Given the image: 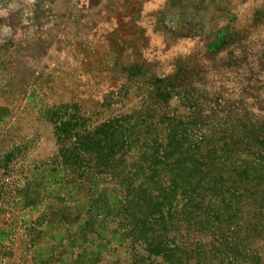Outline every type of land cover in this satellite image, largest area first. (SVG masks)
I'll use <instances>...</instances> for the list:
<instances>
[{
	"label": "rangeland",
	"instance_id": "1",
	"mask_svg": "<svg viewBox=\"0 0 264 264\" xmlns=\"http://www.w3.org/2000/svg\"><path fill=\"white\" fill-rule=\"evenodd\" d=\"M250 119L264 0H0V264H264V209L195 227L221 187L196 162L263 186Z\"/></svg>",
	"mask_w": 264,
	"mask_h": 264
},
{
	"label": "trees",
	"instance_id": "2",
	"mask_svg": "<svg viewBox=\"0 0 264 264\" xmlns=\"http://www.w3.org/2000/svg\"><path fill=\"white\" fill-rule=\"evenodd\" d=\"M167 82V81H166ZM169 83V82H168ZM172 85V84H169ZM247 124L243 122L242 127L254 129L257 126H261L260 128L264 129V120H247ZM264 135V132H262ZM251 134V133H250ZM109 137V136H108ZM107 138V137H106ZM109 139V138H108ZM110 137L109 140H111ZM102 142L104 141L101 140ZM108 141V140H107ZM115 140L113 139L112 142ZM110 142V141H109ZM264 145V143H262ZM227 148V147H224ZM194 170H200V177L209 179V182H213V185L217 182H221V187L218 188L217 193L213 196L212 201L210 199L209 208L206 207L205 210L199 208L195 211H199V221L196 224L197 231H207L210 230L212 235H215L218 239H221V234L227 229L232 228L234 225H238L241 223L243 219V215H248L246 218L248 221V225H251V218H255L256 216H262L261 210L264 209V184L261 188L253 185L251 186L249 182H245L243 185H246L247 193L243 190L241 191L235 184L236 183V175L232 177V180L229 177L228 182H224V174L226 170L221 166H215L213 161L210 163L203 164L201 161L196 162L193 165ZM235 169H233L234 171ZM181 168L178 169L177 175L174 177L176 181V189L181 188L180 195L183 198V208L189 205L191 199L194 198V190L190 193V185L186 186L187 180L185 178V174L183 175ZM185 173V172H184ZM180 182V186L178 183ZM222 183L226 186H222ZM198 187V186H196ZM232 189V193L228 194L227 192ZM245 219V220H246ZM221 246V245H220ZM220 246L212 245L211 249H204L201 244L194 245V253L195 259L198 264H213L214 261L211 258L221 260V255L219 254ZM213 252H217L216 256L212 254Z\"/></svg>",
	"mask_w": 264,
	"mask_h": 264
}]
</instances>
